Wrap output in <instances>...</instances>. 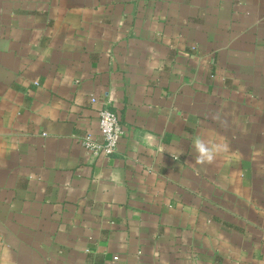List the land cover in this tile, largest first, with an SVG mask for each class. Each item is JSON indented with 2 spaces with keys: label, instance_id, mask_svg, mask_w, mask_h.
<instances>
[{
  "label": "crops",
  "instance_id": "1",
  "mask_svg": "<svg viewBox=\"0 0 264 264\" xmlns=\"http://www.w3.org/2000/svg\"><path fill=\"white\" fill-rule=\"evenodd\" d=\"M0 264H264V0H0Z\"/></svg>",
  "mask_w": 264,
  "mask_h": 264
},
{
  "label": "built area",
  "instance_id": "2",
  "mask_svg": "<svg viewBox=\"0 0 264 264\" xmlns=\"http://www.w3.org/2000/svg\"><path fill=\"white\" fill-rule=\"evenodd\" d=\"M92 101H94L93 98ZM98 128L102 140L96 141L90 133H87L83 137V145L94 154L110 155L115 151L123 132L116 114L101 108L98 111Z\"/></svg>",
  "mask_w": 264,
  "mask_h": 264
},
{
  "label": "clouds",
  "instance_id": "3",
  "mask_svg": "<svg viewBox=\"0 0 264 264\" xmlns=\"http://www.w3.org/2000/svg\"><path fill=\"white\" fill-rule=\"evenodd\" d=\"M227 145L214 144L197 136L193 141L196 153L195 162L199 164H212L221 151H227Z\"/></svg>",
  "mask_w": 264,
  "mask_h": 264
}]
</instances>
